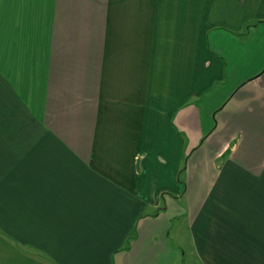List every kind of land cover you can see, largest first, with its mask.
I'll list each match as a JSON object with an SVG mask.
<instances>
[{"label":"crops","instance_id":"0c3cea01","mask_svg":"<svg viewBox=\"0 0 264 264\" xmlns=\"http://www.w3.org/2000/svg\"><path fill=\"white\" fill-rule=\"evenodd\" d=\"M184 263L264 264V0H0V264Z\"/></svg>","mask_w":264,"mask_h":264},{"label":"rangeland","instance_id":"374dc122","mask_svg":"<svg viewBox=\"0 0 264 264\" xmlns=\"http://www.w3.org/2000/svg\"><path fill=\"white\" fill-rule=\"evenodd\" d=\"M176 224H178V226L180 227L181 229V234H182V238L183 240L186 242L187 244V247H188V243H189V238H188V230L186 228V226L183 224L182 220H178V222L176 221L175 222ZM186 264H190V263H186Z\"/></svg>","mask_w":264,"mask_h":264},{"label":"trees","instance_id":"16d2710c","mask_svg":"<svg viewBox=\"0 0 264 264\" xmlns=\"http://www.w3.org/2000/svg\"><path fill=\"white\" fill-rule=\"evenodd\" d=\"M185 264V263H184Z\"/></svg>","mask_w":264,"mask_h":264}]
</instances>
